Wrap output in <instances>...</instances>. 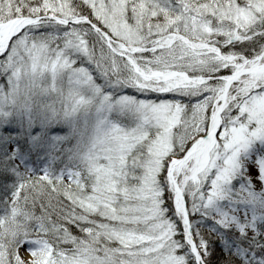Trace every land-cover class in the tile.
<instances>
[{
    "label": "snow or ice",
    "instance_id": "1",
    "mask_svg": "<svg viewBox=\"0 0 264 264\" xmlns=\"http://www.w3.org/2000/svg\"><path fill=\"white\" fill-rule=\"evenodd\" d=\"M0 57L13 96L44 73L62 103L99 94L94 69L141 97L76 167L0 175V264H264L257 194L232 189L264 142V0H0Z\"/></svg>",
    "mask_w": 264,
    "mask_h": 264
},
{
    "label": "trees",
    "instance_id": "2",
    "mask_svg": "<svg viewBox=\"0 0 264 264\" xmlns=\"http://www.w3.org/2000/svg\"><path fill=\"white\" fill-rule=\"evenodd\" d=\"M2 58V57H0ZM2 63V62H0ZM78 66H85L81 61L77 62ZM93 81L95 85L101 89L100 94L108 95L111 98L116 96L128 95L136 99V94L129 89H118L110 85L102 75L92 70ZM70 83L68 75L58 77V85L62 89H66ZM50 81L41 76L35 85L28 84L24 81L23 86L27 93V100L23 103L16 99V95L12 94V77L10 71L0 67V175L8 176L6 183L11 184L16 179L14 172L31 171L39 174L38 168L46 162L45 170H51L59 173L66 169H71L79 164L80 154L86 146V138L81 137L83 134L76 125L71 128L61 120V113L50 109V106L60 104L61 100L57 97L48 101L43 99V95L54 92L50 88ZM45 89H48L45 91ZM49 103V106H47ZM59 111V110H58ZM115 124L124 129L130 126L128 123L119 124L113 120ZM134 128V127H133ZM78 132V133H77ZM78 134V135H76ZM257 148V147H254ZM13 153L22 162V167L17 165L13 158ZM48 154L49 159L44 160L42 155ZM242 165L238 169V174L232 181V189L239 192L241 189L247 191L251 188L249 177L245 173ZM249 202V201H248ZM244 205L249 209L250 203ZM227 207V205H225ZM250 207V208H248ZM248 218H250L248 216ZM197 221H193L195 225ZM224 250H228V246L224 245ZM219 250V248H218ZM247 248L240 250V255L244 256ZM257 256L260 253L257 252Z\"/></svg>",
    "mask_w": 264,
    "mask_h": 264
},
{
    "label": "rangeland",
    "instance_id": "3",
    "mask_svg": "<svg viewBox=\"0 0 264 264\" xmlns=\"http://www.w3.org/2000/svg\"><path fill=\"white\" fill-rule=\"evenodd\" d=\"M79 62V61H77ZM65 75H68V78H70V74L63 73ZM61 74V75H63ZM41 76L45 77L47 81L52 82V77L50 73H44ZM111 85V84H110ZM69 86V84H68ZM67 86V87H68ZM66 87V89H67ZM65 89V90H66ZM81 92L82 94L91 96L95 105L96 109L103 100V95L101 96L100 93H94V91L88 86V85H82L81 86ZM44 100L48 101L49 99H55L58 97L57 93L54 92H49V94L43 95L42 96ZM120 99L114 98L111 99L109 98V103L111 104V107H104L100 111L95 110L91 114L84 116L82 114H74V115H67L65 112L62 110V102L60 110H55V112H60L61 113V118H63L66 123L72 125V122H78V125L80 128L83 130V133L86 134V144L90 141L91 139V129L95 127V124L99 119H104L106 120L107 123H114L113 120H115L119 124H125L128 123L131 127H135L138 123H140L141 117L140 114L132 110V106H123L117 103V101ZM49 103H47V106H49ZM59 104V105H60ZM259 146L260 151H262L261 156H257L251 152L252 147L254 146ZM264 160V142L261 141H255L253 144L241 154V165L244 167L245 173H247L249 177V183L251 184L252 191H254L257 196L255 201H249L250 205H256L257 213L256 212H251L248 214L250 218H255L257 221V224L264 223V184L260 182V180L257 179V176L259 175L258 169L260 168V161ZM264 179V177H262ZM259 192V193H258ZM255 210V208H253Z\"/></svg>",
    "mask_w": 264,
    "mask_h": 264
},
{
    "label": "clouds",
    "instance_id": "4",
    "mask_svg": "<svg viewBox=\"0 0 264 264\" xmlns=\"http://www.w3.org/2000/svg\"><path fill=\"white\" fill-rule=\"evenodd\" d=\"M27 98L25 88L21 85L18 93L16 94V99L23 103L27 100ZM76 100H79L80 103H76ZM62 110L70 116L74 114L87 116L96 110V105L91 96L78 93L75 97H73L72 95L65 94L64 101L62 103ZM94 131L95 127L91 129L92 135L94 134Z\"/></svg>",
    "mask_w": 264,
    "mask_h": 264
},
{
    "label": "bare ground",
    "instance_id": "5",
    "mask_svg": "<svg viewBox=\"0 0 264 264\" xmlns=\"http://www.w3.org/2000/svg\"><path fill=\"white\" fill-rule=\"evenodd\" d=\"M49 108L52 109V110H55V109L56 110H60L61 104L60 105L59 104L58 105H53V106H50Z\"/></svg>",
    "mask_w": 264,
    "mask_h": 264
}]
</instances>
